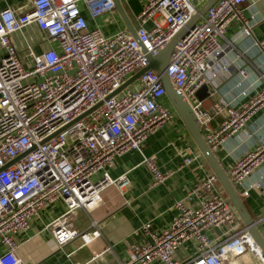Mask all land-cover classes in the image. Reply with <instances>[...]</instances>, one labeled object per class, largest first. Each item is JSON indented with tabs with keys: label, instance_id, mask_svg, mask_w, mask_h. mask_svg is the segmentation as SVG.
<instances>
[{
	"label": "built area",
	"instance_id": "built-area-1",
	"mask_svg": "<svg viewBox=\"0 0 264 264\" xmlns=\"http://www.w3.org/2000/svg\"><path fill=\"white\" fill-rule=\"evenodd\" d=\"M78 1L90 18L114 12L112 0H30L25 12L0 9V264L19 263L15 235L28 228L39 209L57 200L64 210L45 228L58 248L76 237L87 243L97 236L96 230L77 231L73 213L95 208L106 186L127 183L124 175L109 176L114 157L137 151L150 174L149 187L171 174L157 167L153 155L141 153L146 137L170 118V110L159 102L165 96L160 74L147 68L110 94L147 66L148 58L184 26L196 7L192 0H144L134 15L133 37L124 29L105 35L88 27ZM245 2L216 0L174 43L165 67L212 152L242 132V138L250 139L253 131L242 129L264 106V35L251 34L252 25L264 18H245ZM30 23L54 46L35 53L27 45L30 63L24 65L9 34ZM232 23L235 35L226 37ZM227 51L236 63L234 73L230 75L225 64L220 72L233 77L232 94L220 95V83H213L217 73L210 71ZM201 85L207 93L199 99L196 91ZM212 94L216 97L204 106L203 100ZM178 156L181 168L199 153L190 156L179 150ZM263 163L264 137L258 136L225 170L239 197L260 186L258 181L244 182ZM239 185L241 189L235 188ZM172 208L167 225L150 233L149 241L127 245L124 264H245V253L264 264L212 172L187 188ZM148 227L146 222L140 228ZM211 229L219 233L208 235ZM187 241L193 245L192 256L176 259V249Z\"/></svg>",
	"mask_w": 264,
	"mask_h": 264
},
{
	"label": "crops",
	"instance_id": "crops-1",
	"mask_svg": "<svg viewBox=\"0 0 264 264\" xmlns=\"http://www.w3.org/2000/svg\"><path fill=\"white\" fill-rule=\"evenodd\" d=\"M143 1L119 0L122 10L134 30L136 28L134 15L141 9ZM204 1L206 0H192V3L198 8ZM77 5L86 18L88 27L97 28L105 35L124 29L115 10L90 18L83 2L78 1ZM3 8H9L13 14L25 12L30 8V0H0V9ZM242 12L245 18H264V0H246L242 5ZM144 26L148 27L149 22H146ZM236 29V24L232 23L227 27L225 36L235 35ZM251 34L254 37L264 35V19L252 25ZM9 40L24 65L30 63L27 45L35 53L54 46L53 42L46 39L44 31L33 23L24 25L20 30L10 33ZM236 48L240 47L236 46ZM2 52L0 49V55ZM228 52L230 51L224 52L220 56L217 66L210 71V74L217 73V78L213 83L214 85L220 83L221 88L216 90V93L220 95L223 93L232 94L229 85L233 77H229L226 72H220V68L225 64L230 75L234 73L236 63L233 55ZM215 94H212L208 101L205 100V102L207 101L206 105L216 97L217 94ZM159 102L170 110V118L146 137L141 144V153L146 156L153 155L157 167L163 172L171 171V174L161 183L149 187L150 174L140 163L141 157L137 151L129 150L114 157L112 166L108 169L109 176L116 178L119 175H124L127 183L121 187L118 185L106 186L101 190V202L95 208L89 212L79 208L73 213V225L77 231L96 230L98 235L87 243H82L76 237L66 241L58 248L55 240L45 228L52 218L64 210L61 201H54L39 209L37 215L29 221L28 228L15 235L17 244L15 254L19 259L18 264H124L127 260L125 249L128 244L145 243L149 241L150 233L159 231L167 225L174 214L172 208L174 201L181 199L187 188L211 170L168 103L167 98L162 96ZM242 131H253L252 137L250 139L242 138V132L225 139L213 150V154L224 172L243 149L251 147L258 136L264 137V106L249 118ZM179 150L190 156L199 153V156H196L189 164L178 168V165L181 164V158L178 156ZM98 176L96 174L94 178ZM252 181H258L260 186L257 189H249L247 195L240 198L245 210L256 222L258 232L264 237V163L245 179L244 184ZM235 188L241 189L242 185ZM92 222L93 225H91ZM146 222L149 223V227L143 231L140 227ZM217 233L219 230L211 229L208 235ZM2 250L3 247L0 246V253ZM192 253L193 245L187 241L176 249L175 258L186 260L192 256ZM244 256L249 261L245 264H256L252 255L245 253ZM149 264L160 263L151 261Z\"/></svg>",
	"mask_w": 264,
	"mask_h": 264
},
{
	"label": "water",
	"instance_id": "water-1",
	"mask_svg": "<svg viewBox=\"0 0 264 264\" xmlns=\"http://www.w3.org/2000/svg\"><path fill=\"white\" fill-rule=\"evenodd\" d=\"M216 0H206L204 1L198 8H196L195 13L190 17V19L181 27L172 37L171 39L163 46V48L153 57L148 58V64L143 69L137 71L129 78H127L117 89H115L110 95L118 92L124 86L132 82L138 74L147 69L156 70L160 74L161 83L164 89L165 97L167 98L170 106L174 110V112L179 117L180 121L184 125L186 131L188 132L190 138L198 149L199 153L209 166L211 172L216 176L224 194L226 202H228L235 210L237 215L239 216L243 226L246 228L247 232L251 236L252 240L256 244L259 249L260 255L264 257V237L260 235L256 228V222L251 219L249 214L244 208L241 198L236 193L235 189L229 182L223 168L220 166L218 160L214 156L213 152L208 148L205 144L199 130L198 123L194 120L189 107L182 96V94L175 90L166 75L165 67L167 64L168 56L171 51L174 43L182 37L188 29L194 26L199 17L205 12V10L212 5ZM113 9L118 14L121 19L124 29L128 31L133 37H136L135 30L131 24V22L126 17L124 11L122 10L121 4L119 0H112ZM206 85H201L197 91L196 96L201 99L203 98L207 91ZM96 106V105H95ZM21 156V155H20ZM20 156L14 158L11 162L18 159ZM9 162V163H11ZM8 163V164H9Z\"/></svg>",
	"mask_w": 264,
	"mask_h": 264
},
{
	"label": "rangeland",
	"instance_id": "rangeland-1",
	"mask_svg": "<svg viewBox=\"0 0 264 264\" xmlns=\"http://www.w3.org/2000/svg\"><path fill=\"white\" fill-rule=\"evenodd\" d=\"M208 98L209 97H207V98H205L204 100H203V105L205 106L206 105V102L208 101ZM207 99V101L205 102V100ZM169 103V102H168ZM255 263L257 264V262L255 261Z\"/></svg>",
	"mask_w": 264,
	"mask_h": 264
}]
</instances>
